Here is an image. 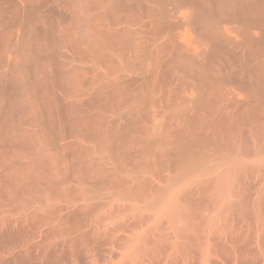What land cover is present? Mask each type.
<instances>
[{
  "label": "bare ground",
  "instance_id": "obj_1",
  "mask_svg": "<svg viewBox=\"0 0 264 264\" xmlns=\"http://www.w3.org/2000/svg\"><path fill=\"white\" fill-rule=\"evenodd\" d=\"M0 264H264V0H0Z\"/></svg>",
  "mask_w": 264,
  "mask_h": 264
},
{
  "label": "rangeland",
  "instance_id": "obj_2",
  "mask_svg": "<svg viewBox=\"0 0 264 264\" xmlns=\"http://www.w3.org/2000/svg\"><path fill=\"white\" fill-rule=\"evenodd\" d=\"M140 102H144V101H140ZM145 103H147V104H145V106L147 105L148 106V110H150L151 112H152V114H153V116L151 117H149V119H150V121L151 122H149V119H147V120H145L144 121V129H147L148 128V130L150 131V133L151 132H153V133H157V132H160V131H163V129H166V125H164V127L162 126V124L163 123H166V121H169V119L167 118L168 117V114H171L173 111H172V109H174L173 107H172V104H171V101H170V99L167 97V95L166 96H163L162 94H157V96H155V98L152 100V101H150L149 99L148 100H146L145 101ZM148 110H140V109H138V107H135V108H133L130 112V115H127V120H129L128 122L129 123H131V122H133L134 120V118H135V116L136 115H144ZM151 114V115H152ZM129 116V117H128ZM131 116V117H130ZM132 117H134L133 119H132ZM130 118V119H129ZM132 119V120H131ZM147 122H149V123H147ZM143 123H140V124H138V122L136 121L135 123L133 122L132 123V125L133 126H138V128H140V126L142 125ZM146 124H148V125H146ZM140 125V126H139ZM132 126V127H133ZM136 126V127H137ZM149 127H150V129H149ZM153 127H154V130H155V128H157V131L155 130H153V131H151V129H153ZM163 128V129H162ZM168 128V127H167ZM160 129V130H159ZM159 130V131H158ZM148 131V132H149ZM166 131H167V129H166ZM165 130H164V132H166ZM144 139V138H143ZM148 142V139L146 140H144V142ZM170 147V146H169ZM168 149H170V152L172 151L173 152V149H174V147H172V148H167V150ZM166 151V150H165ZM163 152V154L164 155H170V153H168L169 151H166L165 153H164V150L162 151ZM173 154V153H172Z\"/></svg>",
  "mask_w": 264,
  "mask_h": 264
}]
</instances>
